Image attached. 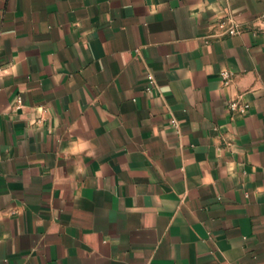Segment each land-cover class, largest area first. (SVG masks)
<instances>
[{
  "label": "crops",
  "instance_id": "0c3cea01",
  "mask_svg": "<svg viewBox=\"0 0 264 264\" xmlns=\"http://www.w3.org/2000/svg\"><path fill=\"white\" fill-rule=\"evenodd\" d=\"M0 68V264H264V0H0Z\"/></svg>",
  "mask_w": 264,
  "mask_h": 264
},
{
  "label": "built area",
  "instance_id": "2783aa9c",
  "mask_svg": "<svg viewBox=\"0 0 264 264\" xmlns=\"http://www.w3.org/2000/svg\"><path fill=\"white\" fill-rule=\"evenodd\" d=\"M228 32L230 35H237L239 34V31L236 27L232 26L228 29ZM2 72V69L0 68V73ZM220 76L222 78V80L224 81V85L228 86L230 83V77H231V73L228 70H223L220 73ZM157 87L156 84V79L152 74H149L147 77V85H146V92L147 93H152ZM18 103H21V98H18ZM229 108L232 111H239L242 115L246 114L249 110V105H239L237 102L235 101H231L229 104ZM171 125L173 128L177 129L178 128V122L175 119L171 120Z\"/></svg>",
  "mask_w": 264,
  "mask_h": 264
}]
</instances>
